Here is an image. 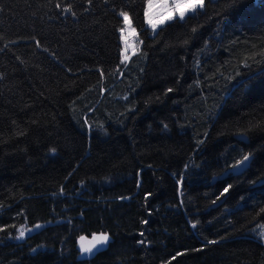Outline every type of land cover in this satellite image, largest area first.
Returning a JSON list of instances; mask_svg holds the SVG:
<instances>
[{"label": "trees", "instance_id": "obj_1", "mask_svg": "<svg viewBox=\"0 0 264 264\" xmlns=\"http://www.w3.org/2000/svg\"><path fill=\"white\" fill-rule=\"evenodd\" d=\"M146 3L0 0V264H264V0Z\"/></svg>", "mask_w": 264, "mask_h": 264}, {"label": "snow or ice", "instance_id": "obj_2", "mask_svg": "<svg viewBox=\"0 0 264 264\" xmlns=\"http://www.w3.org/2000/svg\"><path fill=\"white\" fill-rule=\"evenodd\" d=\"M105 2H107V0H105ZM88 3L91 4L92 0H88ZM57 7L59 8L60 5L57 4ZM204 7H205V0H170V2L169 0H147V9L145 10L144 15L148 24L151 26L153 32H156L157 27L159 25H163L167 21H172L176 17H178L179 20L183 21L186 17V14L188 13L195 14L197 13L198 9H203ZM63 11L71 12L72 9L71 7H68V8H64ZM119 15L123 18V24H124V27L120 29V32H121V38L124 41V45H125L124 52L122 54L124 55V61H126L129 59V56L127 55L128 48L132 47V45H130L124 33L125 32L135 33L136 29L132 26V20L127 11H120ZM36 46L37 47L41 46L39 41H37ZM124 61H122V63ZM103 75L104 73L101 72V76ZM169 91H171V89H169ZM244 160H248V157L245 156ZM227 191L228 188H225L224 192ZM40 227L41 225H36V228H40ZM193 227H195V225H193ZM261 228H264V225H261ZM27 230L32 231V229H27ZM0 231H3V229H0ZM141 235H143V233H141ZM260 235L264 237V231H262ZM24 237H25V229L21 228L19 230V235L16 237V239H23ZM81 240L83 241L84 237H81ZM108 241H109V237L107 234L94 236L93 243H91L89 246H85L81 244V251L84 253H93V249L96 248L97 244L104 245L107 244ZM141 243H143V241H141ZM209 243H216V241H209ZM173 259H175V257H173Z\"/></svg>", "mask_w": 264, "mask_h": 264}, {"label": "rangeland", "instance_id": "obj_3", "mask_svg": "<svg viewBox=\"0 0 264 264\" xmlns=\"http://www.w3.org/2000/svg\"><path fill=\"white\" fill-rule=\"evenodd\" d=\"M169 2H170V0H169ZM146 9H147V3H146V6H145V9H144V12H145ZM154 11H156V10H154ZM188 14H189V13H188ZM186 15H187V14H186ZM144 18H145V15H144ZM176 18H178V17H176ZM145 22H146V25H147L149 28H151V26L148 24L146 18H145ZM167 22H168V21H167ZM160 26H162V25H159L158 27H160ZM123 27H124V24H123ZM123 27H122V28H123ZM158 27H157V28H158ZM151 29H152V28H151ZM124 35L127 37L128 41H129V43H130V45H132V47H129V48H128V51H127V55L130 57V55H132L134 52H136V51L138 50V48H139V41H138V39H137L136 32H135V33L125 32ZM119 37H120V41H121V44H122V48H121V60H124V55H123L122 53L124 52V47H125V45H124V41H123L122 38H121V32H120V30H119ZM134 50H135V51H134ZM261 225H264V224H258V225H256V226L253 228L252 232H253V234H254L255 236H257L258 238H261V239L264 240V237H262V236L260 235V233H261L262 231H264V228H261Z\"/></svg>", "mask_w": 264, "mask_h": 264}, {"label": "water", "instance_id": "obj_4", "mask_svg": "<svg viewBox=\"0 0 264 264\" xmlns=\"http://www.w3.org/2000/svg\"><path fill=\"white\" fill-rule=\"evenodd\" d=\"M240 139H243V137H239ZM248 157V156H247ZM250 158L248 157V160L241 159L238 162H236L231 168H229L222 176L221 178H224L227 174L231 173L232 175H238L243 173L248 164H249ZM83 244V242L81 243ZM84 245V244H83ZM88 246V245H85ZM96 250V248L93 249V251ZM91 253H85V256H89Z\"/></svg>", "mask_w": 264, "mask_h": 264}]
</instances>
